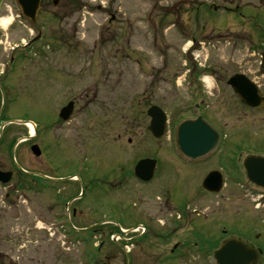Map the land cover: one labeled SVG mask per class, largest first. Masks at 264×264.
Returning <instances> with one entry per match:
<instances>
[{
    "label": "rangeland",
    "instance_id": "374dc122",
    "mask_svg": "<svg viewBox=\"0 0 264 264\" xmlns=\"http://www.w3.org/2000/svg\"><path fill=\"white\" fill-rule=\"evenodd\" d=\"M216 1L76 0L78 12L72 19L63 22L60 19H52L43 24L46 27L43 31L48 35L46 44L55 43L57 35L61 32L75 33V40L71 49L61 45L58 47L61 50L58 56L47 60L36 58L34 64L61 65L59 70L63 72V77H69V81L73 77L74 90L77 93L82 94L91 88V98L96 96L95 106H90L91 111L89 107L79 110L80 115H77L70 125H65L61 132L63 149L70 159H78L80 155L89 152L92 160L89 165L93 170L95 163L96 168H100L98 162L101 157L100 162L107 164L109 174L119 179V163L114 155L118 151L123 161V146H129V138H132L131 144L150 150L155 144L169 147L174 144L176 123L187 115L186 111L193 114L190 110L193 104L188 103L184 82L188 69L185 65L188 61L182 55L183 49L190 44H186L187 40L177 32V19L182 26H187L192 36L198 37L203 35L202 24L206 22H219L220 25L208 24V29H204V32L208 33L221 32L218 29L225 28L227 22L234 23L233 32L237 33L252 31L254 34L255 30L249 27V23L260 24L264 30V0H260L263 4H260L259 0L235 1L241 3L240 5L252 4L257 7L244 8V15L253 17L251 20L230 8H211ZM177 5H182L184 12H177ZM238 18L242 20L239 21ZM250 46L244 43L236 45L233 60L228 54L230 48L225 45L213 50L208 48L201 55V60L214 69L220 68L223 73L238 71V68L244 71L254 70V66H258L259 57L253 55ZM128 57L131 58L128 60ZM139 61L142 63H138ZM140 67H143L144 71H140ZM31 70L42 85L43 72L38 68ZM206 84L209 93L213 95H230L224 84H220L219 88L213 80ZM71 85H65L64 100ZM26 102L19 106L21 113L27 112L43 120V115L36 109V105L31 106ZM151 105L160 106L169 117L168 132L161 142L155 141L147 131L150 121L146 111ZM204 112L209 115L207 117L204 114L205 118L214 121L223 132L221 146L206 167L221 165L235 172L239 170L238 159L242 162L248 154L264 155V122L260 120L264 116H248L249 113L237 104H228L217 98H213ZM131 150L132 148H128L125 154L128 161L131 160ZM21 151V148L15 149L14 155L19 156ZM160 155L168 158V154L164 152ZM93 159L96 160L95 163ZM75 169L72 163L65 165L62 161L63 176L71 175ZM79 171L77 165V172ZM175 172L178 173L174 177L176 183L182 182L186 190L188 189V193L192 195L189 196L192 199V208L199 210L208 228L215 227L219 233L222 227L227 225L228 235H245L250 232L244 233L243 230L253 229L255 236L252 238V232L251 241L264 251V197L261 194H255L253 188H246L242 184L245 180L237 181L232 174L226 177L224 190L219 196H195L199 194L200 188L202 190L200 184L203 169L188 170L178 167ZM98 173L108 175L103 171ZM94 177L101 176L95 173ZM162 182L163 180H158L152 184L140 185L133 179L126 182L122 189L110 186L105 195V188H100L94 183L87 185L82 192H85V198H95V207L91 212L93 220L106 223L107 228L125 229L146 224L141 211L148 213L154 219V224L166 223L168 218L174 219L175 211L168 214V210L158 206V201H152L158 197V188ZM170 183L172 184L171 180ZM180 194L182 191L179 188L177 195ZM104 196H107V199ZM19 212L20 214L0 207V255H4L8 262L9 259L13 261L5 264H90L87 245L71 242L66 233L50 231L49 223L52 220L47 216L46 222V215H42L40 209L34 211L30 205L23 204ZM65 215L68 216V212ZM79 219V225L89 224L87 221L83 222L86 217ZM126 234L127 231L124 230L122 237ZM111 235L107 233L110 243L113 239L122 241L120 235ZM100 237L101 233H97L96 243ZM154 248H149L150 255L162 250ZM205 252L202 256L193 247L191 256L176 263L168 261L166 264H215L212 252ZM98 261L96 260L97 263ZM144 264L152 262L146 260ZM259 264H264V256Z\"/></svg>",
    "mask_w": 264,
    "mask_h": 264
},
{
    "label": "flooded vegetation",
    "instance_id": "af4514ba",
    "mask_svg": "<svg viewBox=\"0 0 264 264\" xmlns=\"http://www.w3.org/2000/svg\"><path fill=\"white\" fill-rule=\"evenodd\" d=\"M75 4L76 0H40L36 21L32 22L31 9H27L25 13L19 0H0V173L4 175L3 179L11 177V181L7 185H2V181H0V207L2 206L8 211H17L20 214L19 211L22 210L23 204L30 205L34 211L40 209L42 215H46V222H48L47 216L50 217L52 220L49 223L50 228L54 226L56 232L66 233L67 237L73 238L83 232L86 234L82 235L83 243L88 248L91 247L89 249L91 255L94 257V261L98 257L99 264L117 262L120 264H144L146 260H151L152 264H166L168 261L176 263L191 256L193 247L203 256L200 251L202 247L218 248L227 239L233 237L255 247V243L251 241L253 229L251 231L249 229L243 230L244 233H250L241 236L238 234L228 235V226H223L219 233L215 227L208 228L205 219L202 218L203 215L199 213V210L192 208V199L189 197L192 195L188 193V189L186 190L182 182L176 183L174 179L178 174L175 172L178 167L188 170L191 168L203 169L201 182L212 172H220L226 179L228 174L225 170H229L228 167L221 165L206 167L213 157L201 162H189L178 156L177 148L174 145L169 147L155 144L152 146V150L143 149L131 144L132 138H129V146H123V161L118 151L114 155L119 163V179H117V177L113 178L109 174L107 164L100 162L101 157L98 162L100 168H96V160L93 159L95 163L93 170L89 165V162H92L89 152L80 155L78 159H70L69 154L65 153L61 136L64 126L74 122L77 115H80L79 110L82 108L95 106L96 96L91 98V94H93L91 88L82 94L77 93L74 90L75 81L73 77L70 81L69 77L65 79L63 72L59 70L61 65H36L34 61L36 58L47 60L50 57L58 56L61 52L58 47L61 45H66L71 49L75 40V33L61 32L57 35L55 43L46 44L48 35L42 37V31L46 28L43 26L46 21L60 19L63 22L72 19L77 13ZM25 5L32 8V0L25 2ZM4 23L7 24L6 27H4ZM252 24L249 23V27L255 30L254 34L252 31L233 32L234 27L229 25L218 29L221 32L208 33L204 32V29H208L205 24L202 37L209 47L214 48V43L216 45L226 44L228 40H234L237 46H240L241 43L250 44L253 55L259 58L258 66H254V70L248 71L238 68V71L223 73L219 70L220 68L217 70L203 66L204 69L199 70L198 73H201L202 77L205 74H210L209 80H213L218 88L220 84H224L230 95L219 97L209 93L206 85L200 86L194 81V75L190 87L195 90L196 93L194 94L198 100L212 103L213 98H217L228 104H237L238 107H242L243 111L249 113L248 116L250 114L264 116V30L260 24ZM211 25L215 26V24ZM218 26L220 25L218 24ZM51 37L55 39L54 36ZM25 55H29L30 58L26 59ZM35 68L44 74L42 85L40 79H36L31 70ZM197 70L194 66V73ZM233 76H243L237 79L235 83H238L240 79L242 83H245L243 79H246L257 86L258 97L261 101L256 108L245 106L241 102L234 89L229 85ZM202 77H199L200 81H202ZM63 79H65L64 82ZM68 83L72 85L68 87V96L64 100V89ZM83 95L86 96L83 97ZM24 101H27L26 104L31 106L35 104L36 109L42 113L44 119L34 117L27 112L21 113L19 106ZM69 103L74 104V110L71 120L64 123L62 112ZM203 116L205 117L204 114ZM123 120L126 119L123 118ZM260 120L264 122V117H261ZM30 122L35 124L33 134L26 125ZM210 122L213 125L211 120ZM119 138H122L121 135ZM19 148L22 149L20 155H14L15 149L18 150ZM128 148H132L130 161L125 158ZM55 150L59 153H56ZM161 152L168 154V158L161 156ZM253 155L264 157V155L256 153ZM80 158L84 161V171L78 174L77 165ZM144 159H153L156 162L154 179L146 184L138 180L134 174L135 166ZM62 161L65 165L72 163L76 171L71 175L63 176ZM237 164L239 170L232 171L233 178L237 181L246 180L243 161L242 163L237 161ZM97 171H103L108 175ZM95 173L101 177L95 178ZM133 179L140 185H148L163 180L158 188V197L152 201L154 203L158 201L156 202L158 206L168 210V214L175 211L176 216L171 220L168 218L166 223L154 224L152 223L154 219L139 208L146 224L126 228L127 234L121 238V242L114 240L110 243L107 233L121 235L122 230L107 228L106 223L93 220L91 212L95 207V198L94 196L85 198L86 194L82 191L86 189L87 185L96 183V186L105 188L103 191L105 195L110 186L123 188L126 182ZM250 185L262 193L255 185L251 183ZM179 188L182 194L178 196L177 190ZM220 194L214 195L200 188L199 194L195 196H219ZM262 194L264 196V192ZM104 198L107 199V196ZM28 210L30 212V209ZM64 211L68 212V216L63 213ZM80 217H86L83 222L87 221L89 224L79 225ZM139 228L144 230H138ZM97 233H101L98 244L95 242ZM153 247L162 250L150 255L149 248L153 249ZM0 261L3 263L13 262L11 259L8 262L4 255H0Z\"/></svg>",
    "mask_w": 264,
    "mask_h": 264
},
{
    "label": "water",
    "instance_id": "95a60500",
    "mask_svg": "<svg viewBox=\"0 0 264 264\" xmlns=\"http://www.w3.org/2000/svg\"><path fill=\"white\" fill-rule=\"evenodd\" d=\"M28 0H19L24 12L31 9L32 18L35 21L36 13L39 7V0H32V8L26 7L25 2ZM241 77H234L230 81V85L234 86L236 93L242 98L243 102L249 106L259 104L258 90L248 81L245 83H235ZM253 99V100H252ZM73 112V105L70 104L63 110V119L68 120ZM151 117L149 130L155 138L161 139L165 135L167 129V117L159 107H152L148 111ZM220 140L219 133L211 127L203 118L195 120H185L179 124L176 131V144L182 155L197 160L206 157L212 153ZM247 176L255 182L259 187L264 189V159L249 157L244 163ZM154 163L149 160L141 161L135 168L136 176L142 181L148 182L153 178ZM217 173L211 174L204 182L203 187L213 193H218L222 189L223 180ZM10 177L3 180L6 184L10 181ZM260 254L236 239L230 240L215 253L217 264H257Z\"/></svg>",
    "mask_w": 264,
    "mask_h": 264
},
{
    "label": "bare ground",
    "instance_id": "6f19581e",
    "mask_svg": "<svg viewBox=\"0 0 264 264\" xmlns=\"http://www.w3.org/2000/svg\"><path fill=\"white\" fill-rule=\"evenodd\" d=\"M6 25H7V24H6V23H4V27H6Z\"/></svg>",
    "mask_w": 264,
    "mask_h": 264
}]
</instances>
